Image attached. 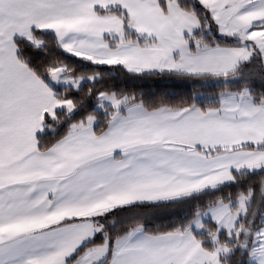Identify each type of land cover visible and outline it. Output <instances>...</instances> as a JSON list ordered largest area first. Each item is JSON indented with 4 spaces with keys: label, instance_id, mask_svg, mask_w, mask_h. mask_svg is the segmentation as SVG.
Returning <instances> with one entry per match:
<instances>
[{
    "label": "snow or ice",
    "instance_id": "6c2138e0",
    "mask_svg": "<svg viewBox=\"0 0 264 264\" xmlns=\"http://www.w3.org/2000/svg\"><path fill=\"white\" fill-rule=\"evenodd\" d=\"M0 264H264V0H0Z\"/></svg>",
    "mask_w": 264,
    "mask_h": 264
}]
</instances>
